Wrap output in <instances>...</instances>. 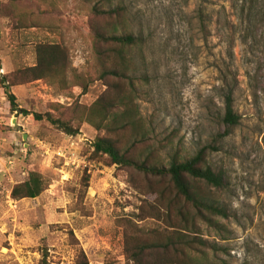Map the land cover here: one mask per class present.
Masks as SVG:
<instances>
[{
  "label": "rangeland",
  "instance_id": "374dc122",
  "mask_svg": "<svg viewBox=\"0 0 264 264\" xmlns=\"http://www.w3.org/2000/svg\"><path fill=\"white\" fill-rule=\"evenodd\" d=\"M119 1L130 9L133 27L151 39L147 67L139 71L148 73L149 82L138 83V108L148 144L162 161L167 163L173 147L190 156L212 140L224 113L223 90L237 82L235 109L242 122L210 158L226 182L220 189L196 182L229 214L218 218L219 231L201 223L198 236L224 249L208 250L211 263L264 264V0L114 3ZM0 6V77L34 65L39 41L64 44L73 67L85 69L92 55L87 2L0 0ZM20 14L27 26L18 25ZM105 89L101 80L87 93L37 80L13 87L21 110L12 111L0 86V264H40L43 258L73 264L80 247L90 264H127L122 220L148 222L137 217L144 196L132 187L127 170L91 156L99 134L94 127L83 123L79 134L69 135L35 118L54 111L55 103L89 105ZM30 172L42 174L49 188L36 198L14 199V185Z\"/></svg>",
  "mask_w": 264,
  "mask_h": 264
},
{
  "label": "trees",
  "instance_id": "16d2710c",
  "mask_svg": "<svg viewBox=\"0 0 264 264\" xmlns=\"http://www.w3.org/2000/svg\"><path fill=\"white\" fill-rule=\"evenodd\" d=\"M84 1L89 5L92 36V55L85 69L79 71L73 67L70 50L64 44L37 42L34 65L16 68L0 77V86L4 88L11 110H21L13 92L17 85L42 80L61 91L79 86L87 93L90 84L103 81L106 89L91 104L55 103L54 111L35 113V118L46 120L69 135L79 134L83 123L94 127L99 134L92 143L91 156L127 170L132 187L144 196H141L143 203L137 217L148 222L122 220L127 264H215L208 260V250L217 253L224 249L198 236L200 224L219 231L222 225L218 218L228 217L229 213L196 182L202 181L217 189L226 182L224 172L215 167L210 158L242 122V116L235 109L237 82L223 90L224 113L218 121L220 129L212 140L190 156L173 147L167 154V163L162 161L153 145L148 144L149 131L143 127L138 108V99L142 96L138 83L149 82L148 73L139 75V71L147 67L146 47L151 39L142 29L133 27L131 11L123 1ZM1 10L0 6V15ZM49 10L52 12V8ZM15 12H11L13 18ZM46 12L49 11L43 10ZM197 18L201 30L205 31L203 10H197ZM24 24L27 26L20 14L18 25ZM31 24L40 26L34 19ZM83 181L85 191L89 186L88 177ZM47 188L49 184L42 174L30 172L26 180L14 185L12 197L36 198ZM83 196L84 192L80 201L82 208ZM69 232L78 244L73 231ZM40 264L50 263L43 258ZM73 264H90L82 247Z\"/></svg>",
  "mask_w": 264,
  "mask_h": 264
},
{
  "label": "water",
  "instance_id": "95a60500",
  "mask_svg": "<svg viewBox=\"0 0 264 264\" xmlns=\"http://www.w3.org/2000/svg\"><path fill=\"white\" fill-rule=\"evenodd\" d=\"M27 136V134H25V137Z\"/></svg>",
  "mask_w": 264,
  "mask_h": 264
},
{
  "label": "built area",
  "instance_id": "2783aa9c",
  "mask_svg": "<svg viewBox=\"0 0 264 264\" xmlns=\"http://www.w3.org/2000/svg\"><path fill=\"white\" fill-rule=\"evenodd\" d=\"M1 151V150H0Z\"/></svg>",
  "mask_w": 264,
  "mask_h": 264
}]
</instances>
